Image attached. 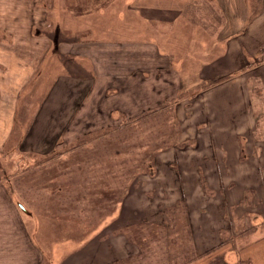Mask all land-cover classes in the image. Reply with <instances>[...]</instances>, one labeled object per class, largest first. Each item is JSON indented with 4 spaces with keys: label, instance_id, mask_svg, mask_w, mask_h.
Wrapping results in <instances>:
<instances>
[{
    "label": "rangeland",
    "instance_id": "374dc122",
    "mask_svg": "<svg viewBox=\"0 0 264 264\" xmlns=\"http://www.w3.org/2000/svg\"><path fill=\"white\" fill-rule=\"evenodd\" d=\"M0 114L39 264H264V0H0Z\"/></svg>",
    "mask_w": 264,
    "mask_h": 264
},
{
    "label": "crops",
    "instance_id": "0c3cea01",
    "mask_svg": "<svg viewBox=\"0 0 264 264\" xmlns=\"http://www.w3.org/2000/svg\"><path fill=\"white\" fill-rule=\"evenodd\" d=\"M234 63L237 64L236 61ZM0 118L5 119L1 114ZM6 128L7 125L0 120V133H4ZM4 180L6 181L5 177L3 179L0 178V188H3V192L5 190L14 191L13 184L7 182V185L12 184V188L10 186L6 188ZM10 208L16 209V207ZM27 213L30 214L29 212ZM15 220L16 222L13 224L10 219L4 222L0 219V264H39L45 256L42 246L37 242L33 233L25 228L27 225L25 220L23 221L21 217ZM131 252L133 253V251ZM127 253V246H123L117 254L114 253L110 259H105L103 264H112L114 262L123 264L129 254ZM94 261H88L87 264H102L100 259L98 261L95 259ZM58 262L62 264L63 261L60 258Z\"/></svg>",
    "mask_w": 264,
    "mask_h": 264
},
{
    "label": "trees",
    "instance_id": "16d2710c",
    "mask_svg": "<svg viewBox=\"0 0 264 264\" xmlns=\"http://www.w3.org/2000/svg\"><path fill=\"white\" fill-rule=\"evenodd\" d=\"M136 261L137 260H135V259L134 260H129L128 262L126 261L125 264H134V263H136Z\"/></svg>",
    "mask_w": 264,
    "mask_h": 264
}]
</instances>
